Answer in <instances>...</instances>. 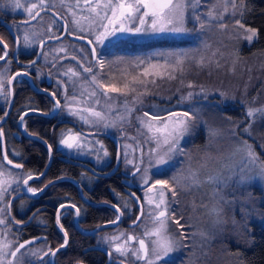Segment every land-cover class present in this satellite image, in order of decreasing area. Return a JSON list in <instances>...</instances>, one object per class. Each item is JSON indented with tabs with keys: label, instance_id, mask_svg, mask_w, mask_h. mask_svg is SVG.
I'll return each mask as SVG.
<instances>
[{
	"label": "snow or ice",
	"instance_id": "1",
	"mask_svg": "<svg viewBox=\"0 0 264 264\" xmlns=\"http://www.w3.org/2000/svg\"><path fill=\"white\" fill-rule=\"evenodd\" d=\"M13 10L23 9L27 14L24 24L40 17L42 12L51 11L55 4L51 0H29L28 3H22L21 0H9ZM60 6L66 10V16H60L55 11L52 16L55 17L52 24L49 25L47 32L50 34L48 39L60 40L61 37L53 32L52 27L56 20H64L63 29L68 34L76 32L87 33L91 38L77 36V39H87L91 49L92 60L104 68L105 61L100 57L98 45H104L107 41L116 38L119 35H184L190 32H204L214 26H218L220 31H226L227 23L225 14L228 13V4L232 5L231 15L236 16L237 11L243 15V5L237 8L235 0H224L223 11H219L220 0L212 3V0H58ZM210 4L206 12H201L202 6ZM70 17V20H69ZM191 22L193 27L189 29L187 24ZM197 25L199 28L197 29ZM235 25L243 30L242 38L251 42L257 36L255 29L246 28L241 19H235ZM59 27V26H58ZM19 31V30H18ZM39 33L25 29L23 34H17L15 43L24 48H31L37 43ZM45 40L40 39L41 49L45 46ZM0 45L3 46L4 54L0 55V61L7 63L8 44L0 39ZM205 48L210 45L204 44ZM57 55L53 57V67H56V60L64 59L58 53L67 52L63 47L55 50ZM50 53L41 51L37 55L47 57ZM213 56L216 53L212 54ZM170 59L165 60V64L151 63L144 59H137L135 67H143L138 77L134 76L132 80L125 83L123 87H117L111 83H105L101 74L93 71L94 65L89 63L85 66L77 60L79 68L83 73L89 74L82 76L81 72L74 67H69L61 75L67 77L66 81H57L58 85L64 86L71 84V91L65 87L63 104L57 97L61 95L52 92L51 96L55 100L54 107L50 115L67 114L89 128H118L123 135L124 126L131 123L134 114L144 108V97L148 95V84H155L156 78H163V73L157 71L162 68H171L172 72H183V65L187 59L186 53H170ZM76 60L75 56L71 57ZM32 61L27 67L35 65ZM204 57H201L197 64L204 66ZM27 71L17 72L15 75L8 77L7 70L0 66V96L7 100L10 91L6 92V85L11 86L14 81L21 76H28ZM169 79H175V75H168ZM187 88L193 89L195 86L189 82ZM138 89H142L138 91ZM204 95L207 98L206 90L201 88L199 92L189 91L182 95L177 101L178 105H188L180 111L164 110L166 115L162 116L159 112L143 111L142 116H135L138 124V137H129L135 142L133 153L139 151L138 157L129 158V145H124L123 153H117L118 161L122 158L126 167L131 166L133 169V178L139 176L141 181L140 187L144 193L143 199L135 197V202L140 204L141 215L133 221L134 227L139 226L142 217L147 215L151 227L144 226L141 235L114 233L112 236H105L103 242L108 245V255L111 257L113 252L118 253L125 259L131 258V264H174L172 254L178 251L182 245L181 241L189 237L185 236L183 231L179 232V238L176 233L170 232V223L176 224L180 229L184 225L180 223L183 219L181 215L176 218V210L173 207L178 203V195L182 192H189L199 189L205 185L212 186V206L208 208L207 214L212 217L213 229L222 230L225 223L223 219L224 207L232 205L238 198L228 199L225 190L233 185L237 188L255 180L264 181V163L259 162V157L252 145L247 141H238L232 153L227 157V163H224L221 169L215 172L203 175L207 163L195 165L191 156L181 147V140L192 133V129L200 116L201 107L198 105L197 97ZM221 95H225L221 93ZM131 96V99H129ZM120 98L123 102L120 103ZM257 113H264V108H249L247 115L255 119ZM6 115V114H5ZM28 115L24 112L20 116V123L23 124L25 117ZM210 139L215 138L219 133L208 128ZM248 131V129H245ZM98 134V133H97ZM235 135V133H233ZM4 136L3 129L0 128V137ZM140 138H143L142 140ZM59 144L65 149L80 154H91L95 152L96 159L99 162L108 156L107 150L99 141L94 143L88 142L79 131L73 132L72 129H65L61 133ZM98 144L99 147H95ZM144 144L151 145L145 152ZM52 152V146L49 145V153ZM103 153V156L100 153ZM185 155L188 157L184 167L168 179L156 178L163 176L175 166L176 156ZM239 157V159H236ZM6 161V164H5ZM11 165L13 169H23V164L14 163L5 154L0 159V264H31L29 257L39 256V250L31 246L35 240L18 239V230L14 229V218L11 216V204L14 201H7L6 197L13 192L20 190L21 183L27 193L35 196L43 189H36L30 186L29 182L35 177L32 173L26 175L14 173L8 169ZM117 213H120L115 220L110 223L117 225L123 213L116 205ZM207 207V206H206ZM65 208H75L76 215L79 216L80 209L75 204H61L57 210V223L59 224L60 211ZM147 208V212H145ZM245 216L249 213L244 210ZM16 225L22 224V221H14ZM235 224L236 221L233 220ZM60 230L64 232V242L58 249H49L41 257L40 264H46L47 256L55 257L59 249L68 244V233L60 225ZM195 235V234H193ZM202 240L205 242L214 238V233L200 232ZM136 241L138 247L132 242ZM249 243H252L249 240ZM203 248V245H201ZM237 255H240L239 253ZM207 252L198 253L195 249L190 253L186 264H198V261ZM241 264H244L241 261Z\"/></svg>",
	"mask_w": 264,
	"mask_h": 264
},
{
	"label": "flooded vegetation",
	"instance_id": "2",
	"mask_svg": "<svg viewBox=\"0 0 264 264\" xmlns=\"http://www.w3.org/2000/svg\"><path fill=\"white\" fill-rule=\"evenodd\" d=\"M21 2L28 3L29 0H21ZM51 3L55 4L51 11L42 12L40 17L29 23H36L30 32L39 33L36 38L37 43L31 48H24L15 43V37L17 34H23L20 26L29 25L23 23L27 19V14L23 9L13 10L9 0H0V39L8 44L7 63L0 61V66L7 70L8 77L17 72L29 73L28 76L19 77L11 86L6 85L5 91L11 93L7 96V100L0 96V128L4 132V136L0 137V159L7 154L14 163L23 164L22 170L25 175L32 173L35 177H39L30 181V186L43 189L42 192L32 196L31 193L26 192L21 183L20 190L6 197L7 201H14L11 204V216L14 221H22L20 225H16L13 221V227L18 230L20 242L35 240V244L31 247L39 250L40 254L28 258L31 264H40L45 252L49 249H58L64 242V232L60 230V225L68 233V244L59 249L55 257L47 256L46 264H131L130 257L125 259L115 252L110 257L108 245L103 242L105 236L110 237L114 233L141 235L143 228L140 224L148 219L145 215L139 226L131 225L138 214V206L127 193L125 182L130 180L132 190L143 199L141 181L139 176L133 178V169L131 166L126 167L122 158L116 166V143L123 153L122 138L126 132V125L121 135L118 128L111 130L89 128L66 113L50 116L44 114L51 113L54 107L52 92L61 94L57 98L63 104L65 87L71 91L69 84L64 86L57 84L58 80H67V77L61 75L62 72L69 67L83 71L79 68L77 60L84 65L86 59H89L87 65L96 63L91 57L93 45L73 38V36L91 37L87 33L76 32L71 26L70 30L74 34H68L63 29L64 20H56V24L52 27L53 32L61 39H48L50 34L47 29L56 19L52 16V12L55 11L60 16L67 15L58 0H51ZM40 39L46 42L43 49L39 45ZM60 47L65 48L67 52H60L58 55L66 58L56 60V67H53V57L57 55L55 50ZM97 47L100 57H104V53L109 49L107 42ZM42 50L50 54L47 57L39 55L38 59L34 60L37 53ZM3 54V46L0 45V55ZM72 56H75L76 60H73ZM32 61H36L35 65L27 67ZM24 112L28 115L21 124L20 116ZM65 129L79 131L88 142H91L93 137L100 136L108 152L104 163L97 166L87 153L72 152L60 145L61 133ZM33 141L42 144L35 145ZM49 145L52 146L51 153H49ZM36 149H44L41 160L33 159L34 156L29 154L31 151H38ZM84 164L92 166L98 174ZM119 201L127 204V211L119 207L117 204ZM111 203L119 207L123 213L120 222L115 226L105 224L118 216ZM61 204H75L80 209L79 216L76 215L75 208L62 209L58 224L57 210ZM112 210L115 211L114 216H111ZM132 243L138 247L136 241Z\"/></svg>",
	"mask_w": 264,
	"mask_h": 264
},
{
	"label": "rangeland",
	"instance_id": "3",
	"mask_svg": "<svg viewBox=\"0 0 264 264\" xmlns=\"http://www.w3.org/2000/svg\"><path fill=\"white\" fill-rule=\"evenodd\" d=\"M215 2L216 0H212V3ZM235 3L239 9L241 4L236 0ZM210 6V4H206L201 7L200 11L206 12ZM223 8L224 0H220L218 10L223 11ZM231 12L232 5L228 4V13L225 14L227 27L226 31L223 32L220 31L218 26H214L204 32L196 31L184 35H119L107 41L108 52H105L104 57H101L105 61L104 68L101 69L98 64L93 63V71L101 74L105 83H111L117 87H123L134 76L138 77L140 75L146 65L136 68L135 62L138 58L164 65L165 60L170 59V53L187 54L182 73L180 71L173 73L171 68L158 69L157 71L164 74L163 78L157 77L155 84H148L149 93L144 97V108L134 114L131 123L128 124L132 127L126 128L122 138V152L124 151V145L130 146L128 148L129 158L140 155L139 151L133 153L132 149L135 148V142L129 139V137L139 136L135 116H142L145 110L159 112L162 116L166 115L164 110L180 111L188 107V105L177 104L180 97L189 91L199 92L201 88L206 90L207 98L205 99L204 95L197 97L198 105L201 107L200 116L192 129V133L181 140V147L193 142L195 135L199 131L204 133L203 142L201 143L204 152L197 164L195 163V165L207 163L202 178L205 174L221 169L223 164L228 162L227 157L232 153L238 141H247L251 144L248 139H253L257 145L261 146V150L264 153V113H257L255 119L247 115L249 108H264V49L253 50V48H250L251 42L242 38L243 30L235 25V19H240V12L237 11L235 17L231 15ZM35 25L36 23L22 25L20 28L22 31L25 29L30 31ZM187 27L191 29L193 24L189 22ZM198 28L199 26L197 25ZM157 39H166L168 41L166 42L165 40L162 44L144 50L128 47L130 43H141ZM170 40L175 41L170 42ZM205 43L210 45V47L205 48ZM213 53H216V55L213 56ZM201 57H204L205 61L203 67L197 64ZM88 61L89 59H86L85 65H87ZM77 70L80 71L79 69ZM80 72L82 76L89 75L83 73V71ZM169 74L175 75L176 78L169 79ZM189 82L195 86L193 89L186 87ZM69 86L72 89V85L69 84ZM141 90L138 89V91ZM221 93L225 95H221ZM129 99H131V96H129ZM119 102L122 103L123 98H120ZM221 104H228L231 107L242 106L243 118H240L242 115H232L222 127L208 125L205 116L211 115L208 112L203 113V110L207 108L215 109L213 106L219 108ZM212 118L213 121H216L214 114H212L210 120ZM208 128L216 130L219 135L210 139ZM100 129L103 130L104 128ZM111 129L114 128L104 130ZM245 129H248V131H245ZM92 139L91 143L99 141L106 149L100 136H95ZM140 139L142 140L143 138ZM94 146L99 147L98 144H94ZM150 146L144 144L143 150L146 152ZM186 153L189 154V152ZM87 155L97 166L102 165L108 157H104L98 162L95 152L87 153ZM100 155L103 156V153L101 152ZM187 159L188 157L185 155L176 156L174 160L175 166L170 171H167L165 175L156 176L155 179H168L186 166L185 162ZM236 159H239V157H236ZM259 162L264 163L260 157ZM7 167L14 173L22 172L24 174L22 169H13L8 165ZM181 195L184 198L185 205L188 206L185 217V220H187L183 223L180 222L184 225L183 229H180L176 224L170 223L169 230L176 233L177 238H179L180 231H183L185 236L189 238L181 241L182 245H187L188 247H181L172 254L174 264H186L193 249L198 253L207 252V256L200 259L198 264H241V261L244 262V259H241V256L237 254H240L241 250L252 244L249 243V240L252 241L254 224L257 227L264 224V181L257 178L239 188L233 185L225 190V195L228 199H238L234 204L224 207L223 219L225 223L221 226L222 230L213 229L212 217L207 214L208 208L212 206L211 185H205L189 192H182L179 194V198ZM195 198L198 202L203 201V204L197 205ZM199 208L200 212L197 211ZM244 210L248 211V216H245ZM189 218L196 220L198 225L192 223L194 227L190 229ZM233 220L236 221L235 224ZM145 225L151 227L148 219H145L140 224L143 229ZM202 231L214 233V238L205 242L199 235ZM201 245H203V248H201Z\"/></svg>",
	"mask_w": 264,
	"mask_h": 264
},
{
	"label": "trees",
	"instance_id": "4",
	"mask_svg": "<svg viewBox=\"0 0 264 264\" xmlns=\"http://www.w3.org/2000/svg\"><path fill=\"white\" fill-rule=\"evenodd\" d=\"M240 4L243 5V15H240V19L242 23H244L245 26L254 28L257 32L256 38H254L250 43V48H253V50L256 49H264V0H236ZM166 39H160V40H150L146 42L141 43H130L129 48L134 49H149L152 46L162 44ZM168 40H166L167 42ZM175 40H170V42H173ZM213 108H207L203 110V113L208 112L212 116H216V121H213V118L210 120L211 116H205L206 122L208 125H218V127H222V125L230 119V117L233 115L240 116V118H243L242 114V106L238 105L236 107H231L228 104H221L219 108L213 106ZM222 122V123H221ZM264 123V120H263ZM131 125H127L126 128H131ZM204 133L202 131H199L195 137L193 142H190L189 144L182 145V148L185 152H189V155L191 156L193 163L197 164V162L200 160V157L202 156L204 150L203 145L201 144L203 142L202 138L204 137ZM251 141V144L253 145L254 149L256 150L259 157L264 161V153L261 150V146L257 145L255 141L252 139H248ZM35 145H41L42 143L39 141H33ZM201 144V145H199ZM38 150V149H36ZM30 156H34L33 159L41 160L44 155V149L38 150V151H31L29 153ZM182 196V195H181ZM179 198V195L177 197L178 203L174 204V208L176 210V218H179L181 215L183 216V219L180 222H186L185 217L187 215V208L188 206L185 205L184 198L182 196ZM198 199H200L199 196H197ZM196 199V198H195ZM197 200V199H196ZM197 205H202L203 201L197 200ZM119 207L123 209V211H127L128 208L126 207L127 204H123V202L119 201L117 202ZM200 212L199 210H197ZM115 215V211L112 210L111 216ZM188 223L190 224V229H192L194 226L193 224H197L198 222L196 220L188 219ZM192 225V226H191ZM198 225V224H197ZM189 230V229H188ZM252 244L248 246L247 248L241 250L240 256L241 259H244L245 264H264V224L261 226H258L254 224L253 230H252ZM226 249L228 252V247L226 245ZM228 255V254H226Z\"/></svg>",
	"mask_w": 264,
	"mask_h": 264
},
{
	"label": "water",
	"instance_id": "5",
	"mask_svg": "<svg viewBox=\"0 0 264 264\" xmlns=\"http://www.w3.org/2000/svg\"><path fill=\"white\" fill-rule=\"evenodd\" d=\"M33 21V20H32ZM31 22V21H30ZM77 36H73V38L74 39H77L76 38ZM78 40H84V41H87V39H78ZM39 53V52H38ZM38 57H39V55H37L36 57H35V59L34 60H37L38 59ZM29 80H30V78H29ZM31 81V80H30ZM34 112H36V111H34ZM44 114H46V115H48V116H50V113H44ZM38 139H41V138H39V137H37ZM43 142H44V140H42ZM4 152V151H3ZM118 152H120V149H119V145L116 143V156H117V153ZM79 163H81V162H79ZM118 163H119V161H118V159H117V161H116V166L118 165ZM48 164H49V162H48ZM87 168H89L91 171H93L94 173H97L98 174V171L97 170H95L94 168H92V166H90L89 164H84ZM112 170H114V168L112 169ZM132 182L129 180V181H126L125 182V189H126V191H127V193L129 194V196L135 201V197H133V195H132V193H135L133 190H132ZM136 194V193H135ZM136 196H137V194H136ZM138 197V196H137ZM137 204V206H138V214H137V216H140L141 215V208H140V204H138V203H136ZM113 205L114 204H112L111 203V206L113 207ZM116 209V208H115ZM118 215H120V213H118ZM137 216H136V218H137ZM115 220V219H114ZM136 220V219H135ZM134 220V221H135ZM111 221H113V220H111ZM111 221H108L107 223H105V224H108V225H111V226H115V225H113V224H111L110 222ZM120 222V221H119ZM118 222V223H119ZM131 225H133V222H132V224Z\"/></svg>",
	"mask_w": 264,
	"mask_h": 264
}]
</instances>
